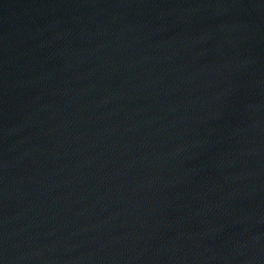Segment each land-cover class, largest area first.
<instances>
[{"label": "water", "instance_id": "95a60500", "mask_svg": "<svg viewBox=\"0 0 264 264\" xmlns=\"http://www.w3.org/2000/svg\"><path fill=\"white\" fill-rule=\"evenodd\" d=\"M0 264H264V0H0Z\"/></svg>", "mask_w": 264, "mask_h": 264}]
</instances>
